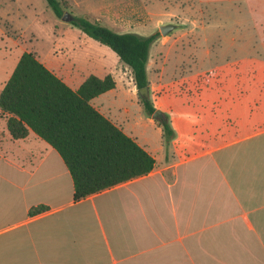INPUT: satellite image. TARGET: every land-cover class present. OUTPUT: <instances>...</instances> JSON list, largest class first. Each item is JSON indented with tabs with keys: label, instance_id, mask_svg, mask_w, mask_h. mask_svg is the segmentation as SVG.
Here are the masks:
<instances>
[{
	"label": "crops",
	"instance_id": "0c3cea01",
	"mask_svg": "<svg viewBox=\"0 0 264 264\" xmlns=\"http://www.w3.org/2000/svg\"><path fill=\"white\" fill-rule=\"evenodd\" d=\"M208 1L225 13L190 29L209 36L161 33L149 47L143 96L167 115V139L111 47L70 19L43 39L27 4L0 0V91L25 50L73 89L109 73L114 86L90 102L154 158L150 171L75 200L57 149L31 128L13 138L0 115V264H264V35L235 39L225 19L244 12L236 1L253 20L262 10L257 0ZM61 2L118 32L161 25L136 20L137 0ZM139 10L162 12L144 2ZM29 25L38 31L31 49L10 50Z\"/></svg>",
	"mask_w": 264,
	"mask_h": 264
},
{
	"label": "trees",
	"instance_id": "16d2710c",
	"mask_svg": "<svg viewBox=\"0 0 264 264\" xmlns=\"http://www.w3.org/2000/svg\"><path fill=\"white\" fill-rule=\"evenodd\" d=\"M46 2L62 15L61 0ZM70 22L111 47L130 67L138 88L148 84L149 47L159 31L148 35L118 32L82 15H72ZM114 84L109 73L103 77L90 74L73 89L32 51L25 50L0 91V115L6 116L11 136L24 137L31 128L56 148L71 173L75 200L144 174L154 165L149 152L90 102ZM141 100L145 110L152 113L155 107L150 98L143 96ZM158 120L169 139L173 129L167 115L161 114ZM45 207L32 206L29 213Z\"/></svg>",
	"mask_w": 264,
	"mask_h": 264
},
{
	"label": "rangeland",
	"instance_id": "374dc122",
	"mask_svg": "<svg viewBox=\"0 0 264 264\" xmlns=\"http://www.w3.org/2000/svg\"><path fill=\"white\" fill-rule=\"evenodd\" d=\"M23 1V2H22ZM145 4H152L153 7L157 6L160 7V10L162 11L160 14H158L156 17L152 18L153 16L147 18L145 17L144 13H141L139 10L142 3ZM255 2V0H254ZM22 6H25L26 4L29 6L30 10H33L37 16L40 19V32L42 36L44 35L43 39L47 38L48 31L52 30V23L56 20L58 22H62L64 19L62 18V15L67 12L71 15L70 10L71 8H67L63 3V13L61 16H58L54 13V10L51 6H49L46 2V0H21ZM225 3V2H223ZM257 5L259 10H262L261 12H258L255 14L254 18L256 20H253L250 18V13H245L247 5H245L242 2L236 1L232 5L235 8L240 7L244 12H237L232 11L230 14L226 12L225 19L227 20V23L230 24V30L232 33V36L235 37V39L240 37H259V32L263 31L264 35V0H257ZM211 2L209 3L208 0H137V13H136V20L140 21V23H146L149 25H153L156 23H174L175 26L169 30L166 34H164L165 38H175L176 36H183L186 37H192V36H209L206 29H200V30H191V27H194L195 25H205L207 22L209 23V19L214 20L215 16L218 17L220 14L223 15L222 9L220 7H217L216 5ZM216 7L219 10V13H215L214 9ZM65 9V10H64ZM70 9V10H69ZM76 8L72 9L73 13H76ZM165 9V10H164ZM168 9V10H166ZM238 10V9H236ZM258 10V11H259ZM165 11H169L168 13H164ZM217 11V10H216ZM248 12V11H247ZM57 15V16H56ZM215 15V16H214ZM218 15V16H217ZM85 16V15H84ZM222 17V16H221ZM224 18V17H223ZM222 19V18H221ZM26 30L22 31V37L18 40L19 45L16 43V45H9L10 50L14 52L21 51V47H26L27 49H31V46L36 41L32 34H36L38 31L33 30L31 25H29ZM36 28V27H35ZM197 28V27H196ZM156 31H159V35L161 34L160 28H157ZM213 37L215 35L222 36L223 35V29L220 30H213ZM220 32V34H219ZM37 37V34H36ZM39 40H42L41 38ZM12 69V68H11ZM10 73V72H9ZM10 75V74H9ZM4 76V74H2Z\"/></svg>",
	"mask_w": 264,
	"mask_h": 264
},
{
	"label": "water",
	"instance_id": "95a60500",
	"mask_svg": "<svg viewBox=\"0 0 264 264\" xmlns=\"http://www.w3.org/2000/svg\"><path fill=\"white\" fill-rule=\"evenodd\" d=\"M62 18H63L64 20H68V19L71 18V15H70L69 13L65 12V13L62 15ZM174 26H175L174 23L167 22V23L161 24V25L159 26V28H160L161 33L166 34V33H167L169 30H171ZM138 92H139V94H140L141 96H143V95H147L148 92H149L148 85H145V86H143V87H139V88H138ZM161 114H162V113H161V111H160L159 109H155V110L153 111V116L158 117V116H160Z\"/></svg>",
	"mask_w": 264,
	"mask_h": 264
}]
</instances>
